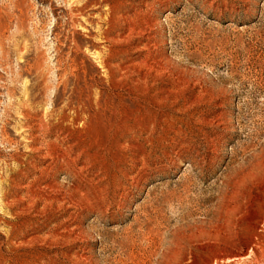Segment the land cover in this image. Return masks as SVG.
Returning a JSON list of instances; mask_svg holds the SVG:
<instances>
[{"label": "rangeland", "instance_id": "obj_1", "mask_svg": "<svg viewBox=\"0 0 264 264\" xmlns=\"http://www.w3.org/2000/svg\"><path fill=\"white\" fill-rule=\"evenodd\" d=\"M0 264H264V0H0Z\"/></svg>", "mask_w": 264, "mask_h": 264}, {"label": "bare ground", "instance_id": "obj_2", "mask_svg": "<svg viewBox=\"0 0 264 264\" xmlns=\"http://www.w3.org/2000/svg\"><path fill=\"white\" fill-rule=\"evenodd\" d=\"M79 10H80V9L78 8V11H79ZM80 11H81V10H80ZM62 156H63V155H62ZM51 158H52V157H51ZM60 162H61V161H60ZM60 162H59V163H60ZM54 164H55V163H54ZM86 165H87V164H86Z\"/></svg>", "mask_w": 264, "mask_h": 264}]
</instances>
